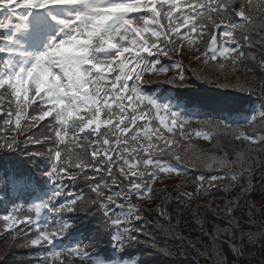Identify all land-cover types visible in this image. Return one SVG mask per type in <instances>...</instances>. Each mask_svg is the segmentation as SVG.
<instances>
[{
    "label": "snow or ice",
    "instance_id": "snow-or-ice-1",
    "mask_svg": "<svg viewBox=\"0 0 264 264\" xmlns=\"http://www.w3.org/2000/svg\"><path fill=\"white\" fill-rule=\"evenodd\" d=\"M234 2L184 0L182 6L181 0H0V12L3 13L0 15V90L15 98V128L19 129L22 117L35 105L39 112L30 117V123L35 125L37 121L50 117V129L56 137L53 141L56 147L49 149L53 161L51 171L45 174L49 179L56 177L54 184L58 186H54L50 195L46 193L47 202L41 200L34 205L37 210L44 207L53 212L65 209L69 213L74 212L76 199L59 207L52 203L53 198L61 195L64 179L75 181L76 173L81 171L85 174L89 170L96 174L107 173L119 191L111 192L103 175L89 179L94 182L91 190L99 198V206L105 209V225L117 229L111 236L113 246L120 249L126 243L138 242L134 233L142 229L124 226L142 219L138 215L141 209L131 203L130 194L134 193L137 199H152L151 185L162 175L183 174L180 168L166 164L158 154L170 151L175 144V141L165 138L164 132L171 134L176 129L183 130L190 119L182 115L178 108L174 110L170 101L162 103L145 86L151 83V74H166L169 71L160 63L159 56L166 57L169 51L183 50L186 34L181 33V29L185 27L201 38L208 37L209 42L196 57L197 60L204 58L207 63L209 60L217 61L219 57L233 65L241 63L245 57L241 41H250L253 33L264 39V21L257 24L253 17L254 13L264 16V0H259L257 5L253 4V0H240L238 10L233 9ZM233 16L241 23L233 22ZM217 19L221 21L219 24ZM180 20L182 23H177ZM218 34L221 40H218ZM187 44L190 46L193 41L188 40ZM145 73L150 74L148 80L144 79ZM165 79L172 83L175 78L165 76ZM2 99L3 96H0ZM133 101L135 108H132ZM226 103L224 100L217 102L220 105ZM145 108L155 111L154 118L159 119L162 127L149 130L137 125L138 120L146 121L148 113H145ZM161 112L169 117L167 121L160 116ZM0 115L9 117L4 120L5 124L12 122V110L4 113L0 108ZM102 116L106 118L102 119ZM102 126H105L104 132H101ZM89 137L92 139L88 143H78ZM204 138L210 140L211 134H205ZM235 139L257 142L255 136L243 132L236 134ZM260 139L264 141V137ZM129 141L139 146V152ZM69 143L72 147L68 146ZM14 146L16 137L0 142V149L12 150ZM131 153H136L135 159ZM113 154L119 159V164ZM176 159L181 157L177 155ZM228 163L226 159L216 158L209 163V167L215 164L226 166ZM114 166L120 175L131 181L126 188L117 185ZM216 179L215 176L210 177L209 184L205 185V177L199 176L196 194L215 187L211 181ZM232 179L235 180L236 175ZM30 180V177L18 175L13 176L11 182L26 186ZM175 187L180 188L179 185ZM244 191L247 194L248 189ZM113 196L127 201L126 211L125 205L117 204ZM179 196L185 200L195 198L193 193L185 191H179ZM96 203L93 201V204ZM177 203L183 205L184 200L178 199ZM225 203L227 215L232 216L239 210V201ZM202 207L209 214L219 211L212 204ZM252 208L254 205L249 206V209ZM114 209H119L126 219L121 220ZM17 211L13 207L12 212ZM168 219L170 221L171 217ZM3 220L8 222L7 228L12 229L14 223L30 221L31 218L17 221L16 216L7 213ZM40 223H34L39 234L31 240L32 245H40L43 241L55 246L56 241L62 238L60 234L68 228L67 224H62L47 231L48 222H42L43 230ZM236 227V224L225 228L214 225L216 236L213 245L220 234L234 235ZM247 236L249 242H255L264 236V229L259 233L249 232ZM73 247L79 258L92 259L79 243ZM59 255V251L54 253L56 257ZM94 264H129V261L117 262L97 257Z\"/></svg>",
    "mask_w": 264,
    "mask_h": 264
},
{
    "label": "trees",
    "instance_id": "trees-1",
    "mask_svg": "<svg viewBox=\"0 0 264 264\" xmlns=\"http://www.w3.org/2000/svg\"><path fill=\"white\" fill-rule=\"evenodd\" d=\"M188 2H191V0H188ZM184 0H181V4L183 6ZM237 18L233 16L232 21L235 23H241L240 21L236 20ZM163 23H167L166 20L162 21ZM216 22L219 24L221 21L220 19H217ZM177 23H182V20L177 21ZM191 23V21H190ZM186 28V27H185ZM188 29V28H187ZM199 31V29H198ZM195 35V40L193 41V44L188 46L186 43L184 46L183 51L181 52V55L177 57L175 60L170 61L167 63V68L169 71L166 74H151L152 75V80L151 83L147 84L146 90L154 87L157 85V83H164L165 86H159L158 90L163 89L166 87V84H170L166 79L165 76L168 79L175 78L174 82L179 81V80H184L185 82L189 81L193 77V72L197 71V66L198 65H203V60L202 58L200 60H197L196 57L200 54V52L205 50L206 45L208 44V37L204 36L203 38L199 37L197 33L192 32ZM252 36H258L259 39L264 41V39L261 38V36L256 35L255 33L252 34ZM253 40V38H252ZM197 49L199 51H197ZM257 55L254 57V60L249 62L245 68H247V72L249 75H253L258 80H261V86L260 90L258 91L257 89H251L252 87H255L254 84L251 82L250 86H246L247 91H245V94L248 95V98L253 99L254 101H251L248 104V107L251 108V112L249 115L243 114V122L240 123V126H226L222 123H217V122H209L208 124L205 123H191L189 125V130L191 133V142L195 143L198 145V148L196 151H202L205 154V150L210 149L214 147L217 144V141L220 139L223 141H231L232 143L239 144L242 148L249 149V151H253L255 153H259L257 158L263 160L262 165H264V141H262L260 138L264 137V46H262L259 50L256 51ZM159 67V65H157ZM202 73L207 75L209 72L207 71V68L202 66ZM210 74V73H209ZM148 73H146L145 80H148L149 78ZM181 76L183 79H181ZM203 76V75H202ZM208 76V75H207ZM206 77V76H204ZM210 77V76H208ZM214 77L213 75L211 78ZM214 79V78H212ZM253 79V78H252ZM222 83V82H221ZM154 84V85H153ZM166 90V89H165ZM168 91V89L166 90ZM168 92L166 93V97L164 100H162V103H165L166 99L167 101L169 100L170 102H174L171 104L173 106V109H176L178 103L176 102L175 98V92ZM170 93V94H169ZM0 96H3V99L0 100V104H10L13 107V116L11 117V123L10 124H5L4 120L9 119L7 115H0V142H3L4 139L8 137H16V142L17 145L12 149V150H6V149H1L0 151V159L2 160L6 158H20L22 161H27L28 155H27V150H21L20 145L24 141L20 137H17L16 135L21 131L24 130L25 132H31L32 134H41L45 129L50 125V120H47L45 122L37 121L35 125H32L30 122H26L25 120V115L22 117L21 122L24 124L22 125L20 122V127L19 129L15 128V98L12 97L10 94H4L3 90L0 92ZM141 107H143V103H141ZM35 106H32L30 111H29V119L33 115H36L39 112V109H35ZM46 110V109H45ZM144 111H154V110H149L145 108ZM216 125H220L219 127H215ZM71 130V129H70ZM105 128H101V132H104ZM245 133L247 135H252L257 138V142L252 143L246 139H241V140H236L235 135L238 133ZM45 133V132H44ZM43 133V134H44ZM197 133H200V135H197ZM211 134V139H205L204 136L205 134ZM42 134V135H43ZM83 137V136H81ZM92 138H87V139H81L78 141V143H88V140H91ZM203 144V145H202ZM69 147H72V144L70 143ZM76 151H79L77 149ZM195 151V150H194ZM206 156V155H205ZM166 164L172 165L174 167L180 168L182 170V175L177 179V181H189L187 182V186L185 187H180L179 190L175 187L176 185H173V190L174 195L172 196L173 200L171 203V209L173 210L174 213L177 212H182V211H191L193 205H199V202H204L206 200H209L211 197H216L220 195H224L225 189L228 186H234L236 189H238L243 182V174H234L231 171L225 170L226 173L223 172H218L219 174H208L205 170H201L199 172H196L193 175L194 179H189V176L186 174V170L182 167H179L176 163H172L170 160H165L164 161ZM203 175L205 177V185H208L210 180L209 178L212 176L217 177L215 181H211L212 184L215 185V187L205 191L201 192L199 194H196V185L198 183L197 178L199 176ZM236 175V179L233 180L232 176ZM255 182H258V193L261 195H264V166H259L257 167V171L255 173ZM242 182V183H241ZM241 183V184H240ZM119 185V184H118ZM155 185L152 184L151 187ZM119 188H116V191H119ZM115 191V192H116ZM179 191H185L189 193H193L195 195V198L192 200H185L184 197L179 196ZM114 193V192H113ZM168 194V192L162 188H159L158 191H155L153 189V198L152 199H146V202L143 203L142 206L138 207L141 209V212L143 214H146L148 222H156L155 220V214L153 212L156 211V203L160 200L163 199ZM200 196H204L203 198H200ZM75 197L76 203L78 204L81 200H83V196ZM116 196H113V199ZM184 200V204L180 205L177 203V200ZM164 199L162 200V202ZM153 203V212L149 209V207H146L147 209L144 208V206L149 205L152 206ZM187 205H190L191 207H187ZM158 207V206H157ZM186 215L190 217V214L186 212ZM187 216H184V219ZM191 218V217H190ZM193 222H187L185 225L190 226L189 229H186V226L184 225L185 230L183 229V225L179 226L177 228V231L174 233L179 234L181 231L182 236L176 237V239H179V242L181 241V237H185L183 235H191L192 230H194V234L198 235V229L196 230L193 228ZM196 225V224H195ZM70 225H68L69 228ZM202 231V230H201ZM199 231V232H201ZM193 239V238H191ZM4 240H9V241H4ZM182 242V241H181ZM166 245L172 247L173 250H177L180 252L179 244L178 242L173 239L171 236H167L165 240ZM23 245L24 241L23 239H16L15 242L12 241V236L10 235H0V262L1 264H14V261H17L18 259H21L24 257V254H22L23 250ZM191 245H186L183 247L187 251V255L191 253L195 260L200 261L199 256V247L196 249H192L190 251ZM182 248V247H181ZM253 250V256L250 258H241L238 259V262L240 264H264V243L261 246H255L252 248ZM227 251L228 256L227 261L228 264H235L237 261V257H235L229 250L227 246ZM211 257L208 256L207 263L205 262L204 264H210L209 261H211ZM60 260H58L59 262ZM135 261V264H147V262L142 261L141 258H138V256L133 260Z\"/></svg>",
    "mask_w": 264,
    "mask_h": 264
},
{
    "label": "rangeland",
    "instance_id": "rangeland-1",
    "mask_svg": "<svg viewBox=\"0 0 264 264\" xmlns=\"http://www.w3.org/2000/svg\"><path fill=\"white\" fill-rule=\"evenodd\" d=\"M202 65L197 66L198 72L206 76L202 72ZM208 76H214L212 78L213 81L219 82L221 81L227 87H245L250 86V79L245 75L239 74H219L213 73L209 69H207ZM207 76V77H208ZM205 157L195 164H199L198 167L205 171L212 172H223L225 170H231L234 174H240L243 176L244 182L238 186L236 189L234 186H228L225 189L224 195L211 197L209 200L204 202H199V205H193L191 211H182L174 213L171 209L172 196L174 195L175 189H173V185L178 184L180 187L187 186V182L189 181H177L174 179H169L165 183L159 184L156 188L166 189L168 194L163 197L166 199L162 202V200L156 203V211L153 212V205L149 207V209L155 214L156 222L151 226L152 234L148 235L149 244L153 245L154 248L158 250V254L166 253L170 256V263L167 264H204L208 256L212 259L210 264H228L227 257L228 251L227 246L230 252L237 257V261L235 264H240L238 259L241 258H250L253 256V252H251L253 247L261 246L264 243V236L260 237L255 242H249L247 233H259L262 229H264V195L258 193V182H255V173L257 171V167L264 166L260 163L263 160L257 158L259 153H255L253 151H249V149L242 148L239 144H234L231 141H217V144L205 150ZM216 158L226 159L230 163L226 166H221L219 164H215L212 167H209V163ZM245 189H248L247 194L245 193ZM179 190V189H178ZM204 196H200L203 198ZM237 200L239 201V210L235 211L232 216L226 214L225 209L227 207L225 201ZM212 204L213 208H218L219 211L214 214H209L203 211L204 205ZM250 205H254V208L249 209ZM158 206V207H157ZM186 212L190 214V217L186 215ZM163 213V214H162ZM184 216H187L184 219ZM169 217L171 220L169 221ZM184 225L187 222H193V228L198 229V235L194 234V230H192L191 235H183L185 237L182 238V242H179L176 237L180 235L183 231H181L178 235L174 233L177 231V228L181 225ZM196 224V225H195ZM232 224H236L237 227L235 229L234 235H229L226 233L220 234L218 239H215V246L213 245L214 237L216 236L214 232V225H219L222 228L230 227ZM183 225V229L185 230ZM202 225V226H201ZM186 226V225H185ZM190 226H186L188 230ZM191 228V227H190ZM202 230V231H201ZM201 231V232H199ZM166 234L165 236H171L175 239L179 244V251L173 250L172 248L162 246L161 239H159L158 234ZM193 238V239H191ZM186 245H191L190 251L194 248L199 247V257L200 261L195 260L193 255L189 253L186 254L187 251L183 248ZM233 245L235 247H233ZM182 247V248H181ZM236 249H240V252H237Z\"/></svg>",
    "mask_w": 264,
    "mask_h": 264
},
{
    "label": "bare ground",
    "instance_id": "bare-ground-1",
    "mask_svg": "<svg viewBox=\"0 0 264 264\" xmlns=\"http://www.w3.org/2000/svg\"><path fill=\"white\" fill-rule=\"evenodd\" d=\"M187 134H188L190 137L192 136L191 133H190V131H187ZM197 157H199V158L202 159V158L205 157V154H204L202 151H200V152H198L196 155H195V154H191V157H189V158H187V159H188V161H190V159L194 160V159H196ZM182 161H184V159H183ZM164 200H166V199H164ZM171 206H172V205H171ZM93 229H99V227H98V226H93ZM163 246H165V245H163ZM133 250H134L135 252H138V253H141V252H150L149 247L147 246L146 242H145L143 239H142V243H141V245H140L139 247L133 248ZM161 257H162L163 259H165V261L161 262L160 264H167V260H168V262L170 263L171 259H167L166 256H165L163 253H161Z\"/></svg>",
    "mask_w": 264,
    "mask_h": 264
}]
</instances>
